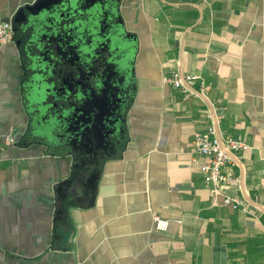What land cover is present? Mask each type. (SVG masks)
Here are the masks:
<instances>
[{
  "label": "crops",
  "instance_id": "obj_1",
  "mask_svg": "<svg viewBox=\"0 0 264 264\" xmlns=\"http://www.w3.org/2000/svg\"><path fill=\"white\" fill-rule=\"evenodd\" d=\"M33 1L0 0V19ZM117 20L135 40L121 128L55 151L30 129L13 36L0 47V264H264V0H122ZM173 69L249 144L218 192L191 145L207 103L164 83Z\"/></svg>",
  "mask_w": 264,
  "mask_h": 264
},
{
  "label": "water",
  "instance_id": "obj_2",
  "mask_svg": "<svg viewBox=\"0 0 264 264\" xmlns=\"http://www.w3.org/2000/svg\"><path fill=\"white\" fill-rule=\"evenodd\" d=\"M121 1L34 0L2 18L11 24L26 71L30 129L48 151L80 144L97 132L112 136L121 128L135 52V40L117 20ZM66 62L76 77H56ZM96 65L107 75H92Z\"/></svg>",
  "mask_w": 264,
  "mask_h": 264
},
{
  "label": "built area",
  "instance_id": "obj_3",
  "mask_svg": "<svg viewBox=\"0 0 264 264\" xmlns=\"http://www.w3.org/2000/svg\"><path fill=\"white\" fill-rule=\"evenodd\" d=\"M12 36L11 24L0 19V47L10 42ZM163 81L180 89L185 98L198 97L207 103L205 114L211 119V123L204 131L194 132L191 145L193 152L203 158L198 164V169L203 175L204 183L218 192L220 184L234 178L235 161L230 153L247 150L249 144L239 136H226L222 133L219 128L221 116L216 113V107L208 97L209 87L200 75L173 69L164 76ZM4 139L7 143L12 142L13 135L7 134ZM223 202L246 210L239 199L224 196ZM154 221L156 228L163 230L166 227V220L155 216Z\"/></svg>",
  "mask_w": 264,
  "mask_h": 264
},
{
  "label": "flooded vegetation",
  "instance_id": "obj_4",
  "mask_svg": "<svg viewBox=\"0 0 264 264\" xmlns=\"http://www.w3.org/2000/svg\"><path fill=\"white\" fill-rule=\"evenodd\" d=\"M101 56H105L106 55V51H103L100 53ZM92 75L95 73L96 75H107V71L104 70V68L99 67V65H96V69L94 68L91 72ZM111 74V72L109 73V75ZM57 77V76H56ZM129 94L131 93V91L128 92ZM126 93L125 96H129V94ZM116 99V98H114ZM99 105H102L103 103H101V101L98 102ZM102 111H104V109H102Z\"/></svg>",
  "mask_w": 264,
  "mask_h": 264
}]
</instances>
